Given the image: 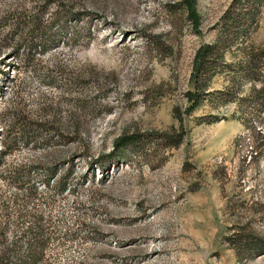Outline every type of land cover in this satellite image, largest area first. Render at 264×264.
I'll return each instance as SVG.
<instances>
[{
	"label": "rangeland",
	"instance_id": "rangeland-1",
	"mask_svg": "<svg viewBox=\"0 0 264 264\" xmlns=\"http://www.w3.org/2000/svg\"><path fill=\"white\" fill-rule=\"evenodd\" d=\"M176 1L0 0V264H264V0Z\"/></svg>",
	"mask_w": 264,
	"mask_h": 264
},
{
	"label": "trees",
	"instance_id": "trees-1",
	"mask_svg": "<svg viewBox=\"0 0 264 264\" xmlns=\"http://www.w3.org/2000/svg\"><path fill=\"white\" fill-rule=\"evenodd\" d=\"M53 1V0H52ZM247 1V3L250 0H245ZM258 0H256L254 3H257ZM237 2H240V0H233V3L230 4V9L237 4ZM176 5H179L182 9H184V11L186 12V17L188 18V20L190 21V24L192 26L196 25L198 20H199V15L197 13V10L195 8V0H178L175 2ZM256 5V4H255ZM44 4H39L37 3V7L38 9L31 15H23L21 14L23 11H18L19 14H17L16 20L13 24V28H15L16 30L20 31L21 33V37L23 40H25L26 44L29 42V39L32 35H34L35 33L39 32L42 34V32H44V25L42 24V20L40 18V13L41 10L43 8ZM244 3L242 5V8H244ZM229 9V10H230ZM228 10V11H229ZM227 12V11H226ZM224 12V13H226ZM252 15V21L254 20V14L250 13ZM225 15V14H224ZM224 27H226L224 25ZM221 30L223 29L222 25H220L219 27ZM216 41H219V37L216 38ZM216 41H214L213 43L210 44H205L200 46L196 53H195V61H194V70H195V75L197 76V80H198V76H199V69L204 68L206 70V68L203 66L206 63H208V67H209V60H208V56H210V54H213L214 52L218 51V45L216 43ZM26 49H29V46L27 45ZM244 53L246 54V63L248 66L243 67V69H245L246 71H250L251 69V65H256L258 63H261V60H264V49L263 48H254L252 46H248L244 48ZM211 58L215 59V60H220L223 57H217V56H212ZM29 60V57L26 58V60ZM195 76V78H196ZM200 87V86H198ZM197 87V92H191L188 91L187 94V99L190 102V105L185 107V112L186 113H190L194 108H196V105H198L199 101H198V94H199V88ZM257 96L262 97V100L264 101V86L261 87L259 89V91L256 92L255 95H252L250 97L251 100H254V98H256ZM245 98L241 99V102L244 101ZM242 104V103H241ZM262 104V103H261ZM264 117V116H263ZM136 137L134 136H130L128 134L122 133L121 136L118 138L117 144L118 145H133L136 142ZM160 139L165 141V144H170V145H177V143L179 142L180 138L174 139V140H169L170 139V135L167 133L165 135H160ZM182 140V138H181ZM247 141H251L253 148L251 150V154L255 152V154H252L253 157H259V155H263L264 154V124H258V125H252L251 122H249V120H246V125L244 126V130L242 134L237 135L234 138V145L236 147L238 146H242L243 143H246ZM13 180V179H12ZM14 181V180H13ZM64 178L62 177L59 182L57 181V183L54 185V187L57 188H62V186L64 185Z\"/></svg>",
	"mask_w": 264,
	"mask_h": 264
}]
</instances>
